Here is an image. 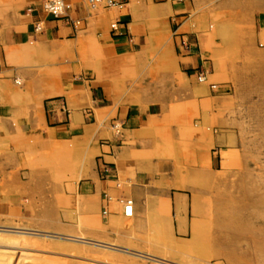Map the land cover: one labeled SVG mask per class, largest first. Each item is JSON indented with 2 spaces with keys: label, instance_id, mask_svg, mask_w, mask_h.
Listing matches in <instances>:
<instances>
[{
  "label": "crops",
  "instance_id": "0c3cea01",
  "mask_svg": "<svg viewBox=\"0 0 264 264\" xmlns=\"http://www.w3.org/2000/svg\"><path fill=\"white\" fill-rule=\"evenodd\" d=\"M66 1L0 0V216L101 239L164 206L187 233L264 136V0Z\"/></svg>",
  "mask_w": 264,
  "mask_h": 264
},
{
  "label": "rangeland",
  "instance_id": "374dc122",
  "mask_svg": "<svg viewBox=\"0 0 264 264\" xmlns=\"http://www.w3.org/2000/svg\"><path fill=\"white\" fill-rule=\"evenodd\" d=\"M257 125L264 135V116ZM248 142L249 153L238 160L223 153L220 162L218 155L217 186L204 184L215 178H202L204 195L190 205L191 228L183 235L173 233L164 206L149 226L124 222L117 227L127 233L101 239L34 230L0 216V264H264V136ZM227 158L234 170L226 169ZM68 205L57 202L59 212Z\"/></svg>",
  "mask_w": 264,
  "mask_h": 264
},
{
  "label": "built area",
  "instance_id": "2783aa9c",
  "mask_svg": "<svg viewBox=\"0 0 264 264\" xmlns=\"http://www.w3.org/2000/svg\"><path fill=\"white\" fill-rule=\"evenodd\" d=\"M92 6L98 5L99 3L102 2V0H87ZM106 4L109 6H115V5H119L121 6L122 3L116 0H106ZM68 4L66 0H43V8L51 15L55 16V17H60L62 15L65 14L66 12V8H67ZM118 28V22H114L112 24V29L113 30H117ZM201 79H203V77H200ZM213 87H215V85H213ZM125 200L122 199V202L124 203ZM127 201V206H126V215H131L132 214V200L128 199ZM125 201V202H126Z\"/></svg>",
  "mask_w": 264,
  "mask_h": 264
},
{
  "label": "bare ground",
  "instance_id": "6f19581e",
  "mask_svg": "<svg viewBox=\"0 0 264 264\" xmlns=\"http://www.w3.org/2000/svg\"><path fill=\"white\" fill-rule=\"evenodd\" d=\"M216 86V85H215Z\"/></svg>",
  "mask_w": 264,
  "mask_h": 264
}]
</instances>
